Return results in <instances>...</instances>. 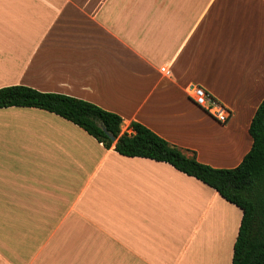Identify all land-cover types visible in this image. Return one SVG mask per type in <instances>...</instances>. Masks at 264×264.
Returning a JSON list of instances; mask_svg holds the SVG:
<instances>
[{
    "label": "crops",
    "instance_id": "1",
    "mask_svg": "<svg viewBox=\"0 0 264 264\" xmlns=\"http://www.w3.org/2000/svg\"><path fill=\"white\" fill-rule=\"evenodd\" d=\"M191 84L226 122L192 103ZM13 85L235 167L264 99V0H0V88ZM241 216L166 162L120 155L40 108L0 107V264H231Z\"/></svg>",
    "mask_w": 264,
    "mask_h": 264
},
{
    "label": "trees",
    "instance_id": "2",
    "mask_svg": "<svg viewBox=\"0 0 264 264\" xmlns=\"http://www.w3.org/2000/svg\"><path fill=\"white\" fill-rule=\"evenodd\" d=\"M10 106L55 113L82 128L106 149L112 146L123 156L166 162L213 188L242 212L231 264H264V99L248 127L251 147L232 168L200 163L194 154L186 155L137 121L128 124L130 132L122 131V118L117 113L68 95L40 92L23 85L1 87L0 107Z\"/></svg>",
    "mask_w": 264,
    "mask_h": 264
},
{
    "label": "built area",
    "instance_id": "3",
    "mask_svg": "<svg viewBox=\"0 0 264 264\" xmlns=\"http://www.w3.org/2000/svg\"><path fill=\"white\" fill-rule=\"evenodd\" d=\"M192 103L219 123L227 121L228 110L202 87L191 84L187 88Z\"/></svg>",
    "mask_w": 264,
    "mask_h": 264
},
{
    "label": "rangeland",
    "instance_id": "4",
    "mask_svg": "<svg viewBox=\"0 0 264 264\" xmlns=\"http://www.w3.org/2000/svg\"><path fill=\"white\" fill-rule=\"evenodd\" d=\"M231 248H232V246H230V247H226V248H225V253L228 254V252H230V249H231ZM221 253H223V249H222ZM229 254H230V253H229Z\"/></svg>",
    "mask_w": 264,
    "mask_h": 264
},
{
    "label": "water",
    "instance_id": "5",
    "mask_svg": "<svg viewBox=\"0 0 264 264\" xmlns=\"http://www.w3.org/2000/svg\"><path fill=\"white\" fill-rule=\"evenodd\" d=\"M110 138H111L112 140H114V137H113L112 135H110Z\"/></svg>",
    "mask_w": 264,
    "mask_h": 264
}]
</instances>
